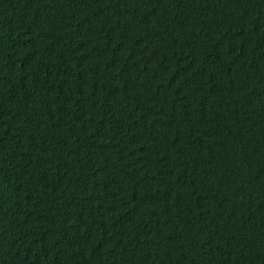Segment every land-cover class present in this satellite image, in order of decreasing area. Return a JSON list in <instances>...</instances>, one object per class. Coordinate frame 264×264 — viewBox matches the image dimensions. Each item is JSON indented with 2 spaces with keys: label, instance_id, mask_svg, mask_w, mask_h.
I'll use <instances>...</instances> for the list:
<instances>
[{
  "label": "trees",
  "instance_id": "trees-1",
  "mask_svg": "<svg viewBox=\"0 0 264 264\" xmlns=\"http://www.w3.org/2000/svg\"><path fill=\"white\" fill-rule=\"evenodd\" d=\"M0 264H264V0H0Z\"/></svg>",
  "mask_w": 264,
  "mask_h": 264
}]
</instances>
